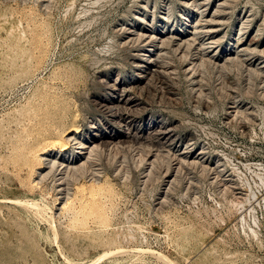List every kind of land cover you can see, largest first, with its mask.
<instances>
[{"label":"rangeland","instance_id":"rangeland-1","mask_svg":"<svg viewBox=\"0 0 264 264\" xmlns=\"http://www.w3.org/2000/svg\"><path fill=\"white\" fill-rule=\"evenodd\" d=\"M262 197L264 0H0V264H264Z\"/></svg>","mask_w":264,"mask_h":264},{"label":"bare ground","instance_id":"bare-ground-1","mask_svg":"<svg viewBox=\"0 0 264 264\" xmlns=\"http://www.w3.org/2000/svg\"><path fill=\"white\" fill-rule=\"evenodd\" d=\"M188 1V0H187ZM192 5V4H191ZM223 6H224V4H223ZM221 6H219V8H220ZM196 10V9H195ZM217 11V10H216ZM216 11H214V13L216 12ZM206 13V12H205ZM203 14V13H202ZM212 15V14H211ZM218 15V14H217ZM219 18V17H218ZM217 20V19H216ZM205 21V20H204ZM208 22H210V20L208 21ZM205 23V22H204ZM212 23H213V21H212ZM215 23H218V22H215ZM215 23H213V24H215ZM220 23V22H219ZM203 24V23H202ZM206 24V23H205ZM207 24H209V23H207ZM211 24V23H210ZM194 28H196V27H194ZM133 30V29H132ZM211 31V30H210ZM214 31V30H213ZM213 31L211 32V33H213ZM205 32H207V31H205ZM209 32V31H208ZM196 35H197V33H195ZM195 34H193V35H195ZM206 34H208V33H206ZM205 34V35H206ZM210 34V33H209ZM192 35V34H191ZM212 35V34H211ZM214 35V34H213ZM147 36V35H146ZM143 37H144V35H143ZM194 37V36H193ZM137 38V37H136ZM169 38V37H168ZM154 39V38H153ZM152 39V40H153ZM167 39V38H166ZM175 40H178V44H177V50H180L181 48H182V46L184 45V44H187V43H189V41H191V39L189 38V39H175ZM151 41V40H150ZM168 42H169V40H167ZM167 41H165V42H167ZM171 41V40H170ZM162 42V41H161ZM146 43V42H145ZM170 43V42H169ZM173 43V42H172ZM212 43V42H211ZM152 44V43H151ZM155 44V43H154ZM163 44H166V43H164L163 42ZM195 44V43H194ZM210 44V43H209ZM146 45V44H145ZM162 45V44H161ZM236 46V45H235ZM140 47H142V46H140ZM145 47V46H144ZM162 49L164 48V45H163V47L162 46H160ZM234 47V46H233ZM249 47V46H248ZM160 48V49H161ZM198 48H199V46H198ZM235 48V47H234ZM159 49V48H158ZM148 50V49H147ZM236 50V49H235ZM245 50V49H244ZM176 52V51H175ZM236 52V51H235ZM149 53V52H148ZM152 53V52H151ZM154 53V52H153ZM203 53V52H202ZM215 54V53H214ZM212 55V54H211ZM141 56V55H140ZM156 56V55H155ZM158 57H160V56H158ZM184 57V56H183ZM209 58H210V56H209ZM212 58V57H211ZM214 58V57H213ZM235 58V57H234ZM157 59V58H156ZM231 59V58H230ZM144 60V59H143ZM214 60V59H213ZM229 60V59H228ZM154 60H152V62H153ZM151 62V61H150ZM143 63L144 64H146L145 63V60L143 61ZM161 63V62H160ZM162 64V63H161ZM214 64V63H213ZM137 65V64H136ZM147 65V64H146ZM163 65V64H162ZM138 66V65H137ZM157 67V66H156ZM160 68V67H159ZM164 69V68H163ZM191 70V69H190ZM155 71V70H154ZM141 72H142V70H141ZM162 72H163V70H162ZM159 73V72H158ZM146 74V73H145ZM161 74V73H160ZM169 74V73H168ZM153 75V74H152ZM156 75V74H155ZM150 78V77H149ZM148 80V79H147ZM139 82V81H138ZM144 82V81H143ZM146 84V83H145ZM114 85V84H113ZM123 87V86H122ZM116 88V87H115ZM117 89V88H116ZM132 89V88H131ZM115 90V89H114ZM122 91V90H121ZM126 91H128L127 89H126ZM130 91V90H129ZM121 93V92H120ZM122 98V97H121ZM130 100V99H129ZM120 101V100H119ZM118 102V101H117ZM116 102V103H117ZM126 102V101H125ZM123 103V102H122ZM135 104V103H134ZM131 108V107H130ZM126 109V108H125ZM119 117V116H118ZM122 121V120H121ZM121 125V124H120ZM125 125V124H124ZM130 125V124H129ZM163 125V124H162ZM119 127V126H118ZM122 127V126H121ZM129 128V127H128ZM124 129H126V128H124ZM122 130V129H121ZM129 130V129H128ZM72 132V131H71ZM126 132V131H125ZM70 133V132H69ZM128 133V132H127ZM126 133V134H127ZM158 133H160L159 131H158ZM156 136V135H155ZM112 137V136H111ZM127 137V136H126ZM163 137V136H162ZM73 138V137H72ZM51 139V138H50ZM53 139V138H52ZM70 139V138H69ZM55 140V139H54ZM57 140V139H56ZM71 141V140H70ZM120 141V140H119ZM118 141V142H119ZM121 142V141H120ZM172 142V141H171ZM65 143H66V141H65ZM64 144V143H63ZM71 144H73V143H71ZM76 144V143H75ZM81 143H79L78 145H80ZM109 144V143H108ZM111 144V143H110ZM118 144V143H117ZM120 144V143H119ZM62 145V144H61ZM67 145V144H66ZM97 145V144H96ZM50 146V145H49ZM103 146H105V145H103ZM60 148H62V147H60ZM72 148V147H71ZM72 151V150H71ZM86 151V152H85ZM73 153V152H72ZM94 153H96V148H95V145L94 146H91V144H89L88 146H85V147H83L82 149H80V152H78V154H79V156L81 157H83V156H86V157H93L95 154ZM44 154V153H43ZM77 154V153H76ZM195 158V157H194ZM56 159H57V157H56ZM51 160H54L53 158L51 159ZM84 161V160H83ZM89 161V160H88ZM45 162L46 163H48L46 160H45ZM54 162H55V160H54ZM78 162H79V160H78ZM51 163V162H50ZM54 164V163H53ZM64 164V162H62V164H61V167H62V165ZM71 164H69V165H65V168H68L69 166H70ZM73 165V164H72ZM82 166V165H81ZM52 167V166H51ZM84 168H85V166H83ZM60 168V167H59ZM70 168V167H69ZM79 168V167H78ZM72 169V168H71ZM74 169V168H73ZM83 169V168H82ZM89 169V168H88ZM61 170V169H60ZM78 171V170H77ZM63 173V172H62ZM62 175V174H61ZM94 181V180H93ZM96 181V180H95ZM97 182V181H96ZM92 185V184H91ZM93 186H95V185H93ZM101 186H102V183H101ZM102 189V188H101ZM100 189V190H101ZM90 190V189H89ZM97 190H99V189H96V191ZM99 190V191H100ZM92 191V190H91ZM93 193V192H92ZM71 197V196H70ZM260 203H264V198L262 197V200H260ZM248 205V204H247ZM68 206V205H67ZM63 207H65V206H63ZM62 209V208H61ZM76 210V209H75Z\"/></svg>","mask_w":264,"mask_h":264}]
</instances>
